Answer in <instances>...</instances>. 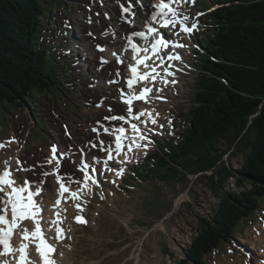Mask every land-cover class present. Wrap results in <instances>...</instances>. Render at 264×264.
<instances>
[{"label":"rangeland","instance_id":"obj_1","mask_svg":"<svg viewBox=\"0 0 264 264\" xmlns=\"http://www.w3.org/2000/svg\"><path fill=\"white\" fill-rule=\"evenodd\" d=\"M54 1L43 0L46 3H53V11H57L60 6L65 7L63 10L71 20L68 26L73 27L70 32H73L75 28L78 34L80 26L85 44L89 43V40L84 36L82 19L90 14L100 25L103 15L109 11L108 4L111 3L109 1L110 3L107 2L106 6L102 7L100 0ZM99 2L101 8L98 9L96 6ZM216 3L217 0H200L201 8L209 12ZM95 12H99L100 15L96 16ZM211 22V15L202 19L203 25L194 35L195 46L200 47L202 41L205 42L212 36ZM51 37V41L54 42L56 36ZM191 44L189 50L193 52H187L185 62L182 64L183 68H188L186 73L182 72L183 75L176 77L178 81L175 83L174 78L177 73L174 71L176 75L171 76L174 80L172 86L167 85L164 89L169 99L161 104H163L165 115L169 116L171 112L176 126L173 134L170 132L165 134L162 138L164 140L178 139L189 125L187 116L194 106L197 92L196 79L199 78L196 67L204 50L201 46L194 52V48H191L194 46ZM53 59L51 56L50 63L55 67ZM58 61L59 67L56 69V74L61 79L59 83L61 89H57L59 92L42 93L36 101L30 100V105L28 102H23L21 107L16 104L0 107V142L6 140V148L0 149L1 160L11 161L18 152L23 158L41 157V152L48 155L47 148L52 141H61L64 149L70 150L74 139L65 135L63 124L70 126L73 136L86 137L90 134L87 138L89 141L96 135L91 131L90 126L97 120L104 121L102 114L110 112L106 103L102 108H96L94 104L82 99L84 84L91 76L87 74L88 71L79 72L77 75V68H75L71 75L73 79H71L62 72V67L70 66L71 61L65 57ZM87 61L89 69L95 70L97 61L93 59ZM71 80L76 81L72 86H70ZM58 117L61 120H58ZM89 117H92L90 122H83ZM232 137L231 135L217 140V150L229 149ZM79 143L85 142L79 141ZM156 143L154 140V148L139 166V170L148 168L144 166V163L151 166V161L155 159L154 154L159 150L155 146ZM73 156L77 158L78 163L80 161L78 156ZM224 160L229 162L233 173L236 174L242 167L244 156L230 148L224 155ZM77 163L69 162V165L59 167L60 171H64L60 174L77 171ZM133 172L134 168L131 169V176L119 185L103 182L97 189L95 187L93 191H89V195L80 198L79 202L75 199V204L68 205L67 235L61 238L63 241H59L60 257L64 264H179L180 260L185 258V251L192 244V238L197 235L196 230L199 224L202 220L211 218L220 202V198L211 188V181L208 179L210 172H207V177L198 173L190 174L188 178L183 174L177 175L176 178L162 177L161 173L164 172L162 169L158 172L143 174V176ZM47 182L51 183L50 188L56 192L53 177ZM224 188V191L240 192L251 188V185L246 183L244 186H238L236 179L231 177ZM47 192L46 190L43 197L44 201L50 204L55 193L49 195ZM78 216L86 222H78L76 219ZM262 222H264V198L259 200L257 211L251 217L239 222L235 229L236 236L224 241L207 255L204 264H253L254 262L257 264L259 258L257 260L256 258L260 251L258 242L253 240L259 237V232H262L261 237H264V231L260 226ZM253 246L256 251L251 249Z\"/></svg>","mask_w":264,"mask_h":264},{"label":"trees","instance_id":"obj_2","mask_svg":"<svg viewBox=\"0 0 264 264\" xmlns=\"http://www.w3.org/2000/svg\"><path fill=\"white\" fill-rule=\"evenodd\" d=\"M218 1L222 6L212 14L213 35L198 60L188 128L179 140H165L149 168L174 178L210 172L211 188L220 198L179 264H204L207 255L236 236L239 222L251 217L264 198V0ZM47 4L0 0V107H21L61 89L48 50L38 46L42 17L51 10ZM231 135L229 149L244 156L236 174L224 160L229 149L216 147L217 140ZM231 177L251 188L224 191Z\"/></svg>","mask_w":264,"mask_h":264},{"label":"bare ground","instance_id":"obj_3","mask_svg":"<svg viewBox=\"0 0 264 264\" xmlns=\"http://www.w3.org/2000/svg\"><path fill=\"white\" fill-rule=\"evenodd\" d=\"M101 1H105V0H100V2ZM109 1H111V3ZM116 1L117 0H106V3L107 2L110 3V4H108V7H107V9L112 13V14L110 13V16H111L110 20L106 19L105 18V14H104L103 18L101 19V24L100 25L98 23L93 24L92 21L86 22L85 19H82V21H81V23L84 25L85 33L87 32V35L84 34V36L89 40V43L85 44L86 46L89 47V50H90V53H91L90 54L91 57L88 60L93 59V60L97 61V66L99 64L98 58H99L100 55L105 56L106 54H109L111 52V50H109L111 46H113V47L114 46H121L122 47V46H124V43H125L120 37H117L114 40L109 41L110 38H106L105 34L102 31L104 29L108 28V25H110V24L113 25V29L116 30V32H125V34L133 32L135 30H139L140 28L143 27V25L145 24L146 20H150L151 14L156 9V8H152V6H151L152 2H155V3L159 2V0H140V2L143 3V6H138L137 9H136L137 15L134 18L135 25L134 26H131V25L130 26H126V23L124 21H122V23H120V19H119L120 9H119V6L117 5ZM96 8H98V9L101 8L100 3L96 6ZM98 18H100V17H98ZM178 23H179V21H177L175 26H177ZM52 30H55V29L54 28L49 29V31L46 34H48V36H50V33H51ZM94 36H97V39H98L97 43H100V42L101 43H107L106 51L98 52V51L95 50V48L93 47L94 45L91 42V38H93ZM176 37H177L176 40H180V33H176ZM56 39L58 40L57 36H56ZM99 40H101V41H99ZM191 40H192V38L191 39H187V42L189 44H191ZM84 43H86V42H84ZM191 48L193 49L194 47H191ZM75 57H76V55H75ZM71 61L73 62V60H71ZM87 63H88V61H86L85 63L82 62L81 64L76 63V66L82 71H88V72L92 73L94 68L92 67L93 70L89 69V66H88ZM97 66H96V68H97ZM110 69H114L113 64L106 65L105 67L102 68L101 71L97 70L96 74H98L99 77H102L101 83H98L96 85L97 88H95L93 86L90 87V84L94 82V81H91V79H90L87 83L84 84L83 91H82V99H84L86 101L92 100L93 101L92 104H94V105L97 102V100H100L101 97L108 96L109 98L106 100L105 103L108 104V105H112L115 110L113 112H111V113H106V115H111V114L118 113V112L122 111L125 108L124 107L125 105H123L122 103H120L118 101L119 92L117 90V85L108 86V85L105 84V81L107 79H109V80L111 79V77L108 76V71ZM172 73H173V75H176V74H174V70H172ZM92 76H95V75L92 74ZM172 81H174V80L171 77V82ZM154 95L157 96L156 93ZM152 96H153V94H152ZM114 97H116V100H113ZM88 103H90V102H88ZM28 104L30 105V103H28ZM32 113H33V111H32ZM160 116H161V113L158 110H156L151 115V120L154 119L155 121H157V119ZM60 117H61V115H60ZM60 117H58L59 118L58 120H61ZM34 119H35V117H34ZM91 119H92V117H89L87 120H83V122H87V121L90 122ZM52 121H57V120L56 119H52ZM61 122H63V121H61ZM104 123H106V121H104ZM102 131H104V130H102ZM74 132H76V131H74ZM89 136H90V134H89ZM89 136H86V137L73 136L74 142L71 143V145L74 146V145H77V144H81V143H79V141L80 142H87L88 141L87 138ZM59 138H60V136H59ZM59 144H60V146L58 148V154L59 153H61L63 155L68 154L67 158H69V159L60 160V167L61 168L65 164H66V166L69 165V162L77 163V158H75L73 156L74 154H77L80 157V162H81V153H76L74 151L71 152L70 150L64 149V146H62L61 141H59ZM41 153H42L41 157L40 156H33V157L23 158V156L20 155L19 152H18V154H16L14 156V158H13V161L15 162L14 169H15L16 173L18 174L19 180L29 181V179L32 178L33 181L35 182V184L42 185V191L40 192V195H44L45 191L47 190L48 191L47 194H49V195L55 193L53 195V199H54L56 197V195H57V191L53 192L52 189L50 188L51 183L47 182V181H50L53 176L49 175V176L45 177V176L42 175L43 172L53 173V170H52L53 169V164L52 165H47L45 163V161H46V158H49V155H44L43 152H41ZM73 158H75L76 162L73 161ZM85 163L89 165L88 169L93 171L92 170V164L91 163H87L86 160H85ZM4 167H5L4 160L0 159V170L2 168H4ZM62 172H64V171L61 170L60 173H62ZM74 172H76V171L75 170L68 171L66 174H70V173H74ZM2 187H3V190H4L5 186H2ZM89 191L91 192V189ZM44 199H45L44 197H42V200L40 198H38V197H34V201L36 203L40 204V203L44 202V204H45V206L47 208L50 207V205L53 202H51L49 204V202L48 201H44ZM3 202H4V191H0V210L3 209L2 208ZM177 204H178V202H177ZM39 208H40V211L36 215L37 219L39 220V224L42 227H47L48 225L51 224V219H50V217H48L46 215V213L42 209L41 205H39ZM23 226H24V228L30 229L32 227V223H31V221L26 220L24 222ZM0 228H2V226H0ZM256 229H257V227H256ZM259 231H261V230H259ZM259 237L257 236V238L255 240H253V242H258L257 246H258V250L260 251V253L258 252V255L261 256V257H259L261 259V258H264V237H261V233H260ZM261 239H262V241H261ZM18 242L19 243L22 242V238L20 236L18 237ZM0 248H1V251H3L2 254L5 256L6 260H8V261H13L14 260V257L11 256L12 252L5 253V250L2 248L1 245H0ZM251 249L253 251H256L254 246L251 247ZM0 263H1V259H0ZM33 264H38L36 262L35 258H33ZM257 264H264V262L261 259V260H259L257 262Z\"/></svg>","mask_w":264,"mask_h":264},{"label":"snow or ice","instance_id":"obj_4","mask_svg":"<svg viewBox=\"0 0 264 264\" xmlns=\"http://www.w3.org/2000/svg\"><path fill=\"white\" fill-rule=\"evenodd\" d=\"M173 2V0H169L168 3H165L164 0H161V3L159 4H156L154 5V7L160 9L159 12H154L153 15H152V19L155 20L158 16H160L161 14L163 15L164 17V23L162 25V27H168L169 24H172V26L174 27L175 26V21L174 20H171V19H168V15L169 13L172 14L173 17L176 16V11L174 8H172L170 5L171 3ZM167 9V10H165ZM125 12H128L130 11V9L128 8H125L123 9ZM185 20L187 19V17L184 18ZM181 23H183V21H180ZM131 23V21H130ZM195 27V25H193L191 28L190 27H185L183 30L186 31V32H191L193 30V28ZM149 31L151 32H157V29L155 28H151L149 29ZM133 35L135 36H144L145 33L144 32H134ZM160 45H163L164 47H168V41L164 39L163 35L160 36L159 39H157L155 41V43L152 45V48H153V54L155 55L157 53V51L159 50L158 49V46ZM179 46H183V45H179ZM132 47L134 49L137 50V52L140 51V49L135 45L133 44ZM100 51H104L103 48L100 49ZM150 57H145L144 59H141V60H138V63H145V60L149 59ZM169 59H180V57L177 55L175 57H172V56H169ZM103 63H108L107 60H103ZM122 63V61H121ZM147 66V65H146ZM131 71L133 72L134 75L137 74V68L136 67H133L131 69ZM154 71V69H153ZM151 75V73H145L141 76H138V79L139 80H146L148 79V77ZM152 79L155 80V76H152ZM133 80L132 79H129L128 80V87L131 88L133 86ZM152 89L151 88H148V87H145L142 92L139 94V96H134L132 99H144L145 101H147V97H146V93H151ZM132 99H128L126 100L125 102L129 105H131L132 103ZM111 111V109H110ZM132 109L131 107L128 108V112H131ZM106 119H108L109 117H105ZM111 119H119V120H123L125 117L124 116H112L110 117ZM137 119L139 117H136ZM152 123H156V121L153 119L152 120ZM133 129H136L137 131H139L137 128H136V125H132ZM161 127H163V125H161ZM105 132L108 131V129H104ZM120 133H124L125 129L124 128H120L118 130ZM104 142L101 141V144H103ZM133 144L136 146V147H139L140 145L138 144H135V141H133ZM133 144H130L128 146V150L131 151L132 150V147H133ZM2 146V145H0ZM146 147V145H145ZM123 150V147H122V143H121V137L120 136H117L116 137V151H122ZM53 151V157L51 159L49 158H46V163L48 164H51L52 163V159H56L55 157V153H56V148L54 147L52 149ZM61 156H63V154H61ZM114 157L111 155V151H109V154H108V160H112ZM107 163V162H105ZM56 164H57V168H56V172H57V179L61 182L60 184V190L58 192V196H63V193L65 191H68V188H66L64 186V183H63V177L60 176L58 174V169L60 167V161L59 159L56 160ZM89 167L88 164L86 163H81L80 166H79V170L80 171H86V169ZM52 173L50 172H43L42 175L47 177L49 175H51ZM9 176V171L5 170L3 171L2 173H0V186L2 185H13L14 182L11 180V179H7V177ZM87 179H90L89 176H85V180ZM28 182H26L27 184ZM27 189L24 188V187H21L19 189L13 187L12 188V192L8 193L7 195L9 196H15V200H9L7 201V203H10L11 206H12V220L9 221L6 217V215H0V224H6L8 225L7 229L5 228H0V244H3L4 245V250H5V253H9L11 251H15L14 249L11 248L10 246V238H11V235H12V231H13V228H15L17 226V222L18 221H23L25 219H34L36 220V215L39 213L40 211V208L38 205L35 204V202L33 201V197L34 196H37V195H40V192L42 191L41 187L39 184H37V190L35 192H32V191H29V194L25 200L24 197H22L20 195V193L26 191ZM0 191H3V187H0ZM72 197L73 198H76L77 197V193L76 192H72L71 193ZM60 203V200L57 199L56 201V206H58ZM77 207H80L79 205H77ZM3 212H7V208H4L2 210ZM57 217H59V213H57ZM77 221L78 222H86V221H83L81 217H76ZM62 229H58V232L62 233ZM31 238H37L39 243L37 245V250L40 252V255L44 258V264H55V261H52V260H49L48 259V255L52 252L55 251V249L49 245L47 243V241L44 239L43 237V233L41 232L40 230V227H39V220H36V229L34 231H32L31 233H29L28 229L25 228L23 230V239L24 240H28ZM58 238H62V236H58ZM27 245L26 244H22L21 245V248L19 249V251L21 252V257H20V264H24V260H25V249H26ZM4 264H7V261L4 262Z\"/></svg>","mask_w":264,"mask_h":264},{"label":"built area","instance_id":"obj_5","mask_svg":"<svg viewBox=\"0 0 264 264\" xmlns=\"http://www.w3.org/2000/svg\"><path fill=\"white\" fill-rule=\"evenodd\" d=\"M46 34V33H45ZM46 36L48 37V34H46Z\"/></svg>","mask_w":264,"mask_h":264}]
</instances>
